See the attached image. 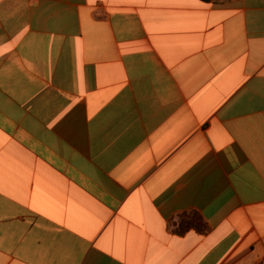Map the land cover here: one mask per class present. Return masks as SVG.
<instances>
[{
  "label": "crops",
  "instance_id": "1",
  "mask_svg": "<svg viewBox=\"0 0 264 264\" xmlns=\"http://www.w3.org/2000/svg\"><path fill=\"white\" fill-rule=\"evenodd\" d=\"M0 264H264V0H0Z\"/></svg>",
  "mask_w": 264,
  "mask_h": 264
},
{
  "label": "trees",
  "instance_id": "2",
  "mask_svg": "<svg viewBox=\"0 0 264 264\" xmlns=\"http://www.w3.org/2000/svg\"><path fill=\"white\" fill-rule=\"evenodd\" d=\"M176 225L178 227L177 232L180 235H184L190 230H196L201 233H206V231H208V225L205 223L202 216L197 212L180 216Z\"/></svg>",
  "mask_w": 264,
  "mask_h": 264
}]
</instances>
